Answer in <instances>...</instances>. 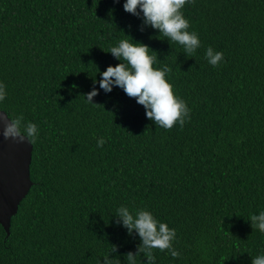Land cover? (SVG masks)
Returning a JSON list of instances; mask_svg holds the SVG:
<instances>
[{
	"label": "trees",
	"instance_id": "16d2710c",
	"mask_svg": "<svg viewBox=\"0 0 264 264\" xmlns=\"http://www.w3.org/2000/svg\"><path fill=\"white\" fill-rule=\"evenodd\" d=\"M125 2L0 0V110L38 134L34 185L9 237L0 225V264H253L264 256L251 219L264 211V0L186 4L193 55ZM122 39L170 69L183 126L158 128L137 98L100 88ZM208 48L222 55L215 68ZM120 207L167 223L179 256L146 248Z\"/></svg>",
	"mask_w": 264,
	"mask_h": 264
},
{
	"label": "clouds",
	"instance_id": "9594fccd",
	"mask_svg": "<svg viewBox=\"0 0 264 264\" xmlns=\"http://www.w3.org/2000/svg\"><path fill=\"white\" fill-rule=\"evenodd\" d=\"M192 2L193 0H126L124 9L134 15L142 12L145 23L159 30L161 36L183 46L184 52L193 55L201 47V42L197 33L188 30L189 21L181 11L186 4ZM109 52L122 62L114 67L109 66L101 73L100 88L111 92L113 86H118L129 97L137 98V102L146 108L147 117L152 119L158 128L171 129L177 123L183 126L186 119H190L187 103L175 94L174 86L167 78L170 69L155 67L157 58L146 45L122 39L118 45L111 47ZM205 59L209 66L215 68L218 62L222 61V55L218 52L214 54L213 50L208 48ZM97 94L98 91L93 90L87 100L91 101ZM6 96V88L0 83V102H3ZM9 119L10 123L7 122ZM0 121L4 122L5 139L24 142L22 115L9 118L0 112ZM26 131L28 141L34 143L38 136L36 125L27 123ZM104 143V139H100L97 146H103ZM119 213L124 226L130 231L135 230L146 248L167 250L168 255L174 260L179 256L172 247L175 232L167 223L158 220L151 211L136 210L133 215L128 207H120ZM251 219L260 221L256 227L264 233V211H261L259 216L253 215ZM150 256L155 261L153 253H150ZM253 264H264V256L257 257Z\"/></svg>",
	"mask_w": 264,
	"mask_h": 264
},
{
	"label": "water",
	"instance_id": "95a60500",
	"mask_svg": "<svg viewBox=\"0 0 264 264\" xmlns=\"http://www.w3.org/2000/svg\"><path fill=\"white\" fill-rule=\"evenodd\" d=\"M0 112L8 115L2 110ZM3 131L4 122L0 121V225L9 237L12 220L34 185L31 178L34 147L27 136L22 134L25 139L19 143L5 139Z\"/></svg>",
	"mask_w": 264,
	"mask_h": 264
}]
</instances>
